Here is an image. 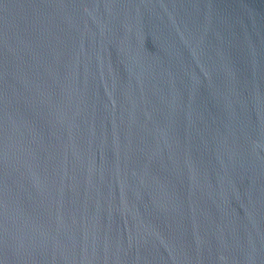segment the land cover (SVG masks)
<instances>
[{
	"label": "water",
	"instance_id": "water-1",
	"mask_svg": "<svg viewBox=\"0 0 264 264\" xmlns=\"http://www.w3.org/2000/svg\"><path fill=\"white\" fill-rule=\"evenodd\" d=\"M0 264H264V0H0Z\"/></svg>",
	"mask_w": 264,
	"mask_h": 264
}]
</instances>
